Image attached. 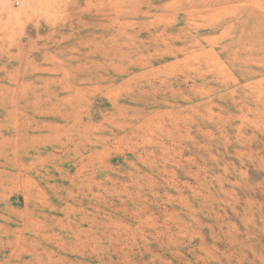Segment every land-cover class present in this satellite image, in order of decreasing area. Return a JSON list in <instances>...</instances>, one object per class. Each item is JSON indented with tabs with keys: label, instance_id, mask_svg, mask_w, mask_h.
<instances>
[{
	"label": "rangeland",
	"instance_id": "rangeland-1",
	"mask_svg": "<svg viewBox=\"0 0 264 264\" xmlns=\"http://www.w3.org/2000/svg\"><path fill=\"white\" fill-rule=\"evenodd\" d=\"M0 264H264V0H0Z\"/></svg>",
	"mask_w": 264,
	"mask_h": 264
}]
</instances>
